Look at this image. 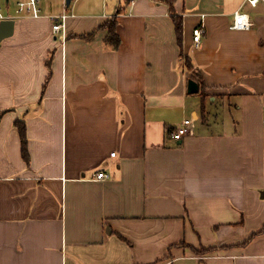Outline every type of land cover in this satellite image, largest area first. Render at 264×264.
<instances>
[{"label": "crops", "instance_id": "obj_1", "mask_svg": "<svg viewBox=\"0 0 264 264\" xmlns=\"http://www.w3.org/2000/svg\"><path fill=\"white\" fill-rule=\"evenodd\" d=\"M41 11L0 40V264H264V0Z\"/></svg>", "mask_w": 264, "mask_h": 264}, {"label": "built area", "instance_id": "obj_2", "mask_svg": "<svg viewBox=\"0 0 264 264\" xmlns=\"http://www.w3.org/2000/svg\"><path fill=\"white\" fill-rule=\"evenodd\" d=\"M15 3V9L13 11L14 14L17 15H28L32 17H39L41 15V2L42 0H13ZM252 4H255L257 0H249ZM11 7V0H3V4H1L0 0V19L10 18L11 14H5L4 10H9ZM66 13L62 12L58 15H50L49 18L52 23V31L53 33L62 32L64 35L65 30V18ZM252 26V22L249 20L248 15L241 12L240 10L236 9L233 12V22L231 23L230 27L233 29H248ZM205 32V26L203 22H200L197 26L193 28V42L195 45H198L200 42L203 34ZM191 119H184L182 123L176 126L170 132V137L174 140H180L184 136H186L190 131L191 126ZM115 152H112L111 155H114ZM108 174L100 171L95 173L96 179H103L107 177Z\"/></svg>", "mask_w": 264, "mask_h": 264}, {"label": "trees", "instance_id": "obj_3", "mask_svg": "<svg viewBox=\"0 0 264 264\" xmlns=\"http://www.w3.org/2000/svg\"><path fill=\"white\" fill-rule=\"evenodd\" d=\"M165 2L168 3V5L170 6V8H173L174 5V0H163ZM174 19V23H175V29H176V33L178 36V40L181 39V31H182V21L180 16H176L174 15L173 17ZM105 26L108 28V34L106 35V40L113 46V47H117L119 44V38H118V34L116 32V27H115V20H111L109 22H107L105 24ZM188 63V65H190L189 61H186ZM204 96V95H203ZM202 96V99H203ZM21 138H22V143H23V147H24V154H25V133L23 130H21ZM26 157V155H24Z\"/></svg>", "mask_w": 264, "mask_h": 264}, {"label": "water", "instance_id": "obj_4", "mask_svg": "<svg viewBox=\"0 0 264 264\" xmlns=\"http://www.w3.org/2000/svg\"><path fill=\"white\" fill-rule=\"evenodd\" d=\"M69 0H67V3ZM14 30V19L13 18H4L0 19V40L5 37L10 36ZM188 92H197L198 91V83L193 80L189 79L187 84Z\"/></svg>", "mask_w": 264, "mask_h": 264}, {"label": "rangeland", "instance_id": "obj_5", "mask_svg": "<svg viewBox=\"0 0 264 264\" xmlns=\"http://www.w3.org/2000/svg\"><path fill=\"white\" fill-rule=\"evenodd\" d=\"M10 8L11 9H10L9 13L6 12V10H4L5 14H12V12L14 11V9H15V3H14L13 0H11V7Z\"/></svg>", "mask_w": 264, "mask_h": 264}]
</instances>
